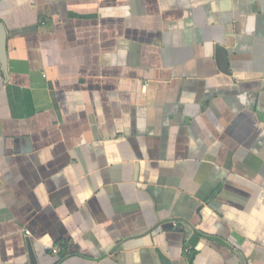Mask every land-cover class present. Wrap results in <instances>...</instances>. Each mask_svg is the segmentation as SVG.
I'll list each match as a JSON object with an SVG mask.
<instances>
[{"label": "crops", "instance_id": "obj_1", "mask_svg": "<svg viewBox=\"0 0 264 264\" xmlns=\"http://www.w3.org/2000/svg\"><path fill=\"white\" fill-rule=\"evenodd\" d=\"M2 35L0 264H264V0H0Z\"/></svg>", "mask_w": 264, "mask_h": 264}, {"label": "water", "instance_id": "obj_2", "mask_svg": "<svg viewBox=\"0 0 264 264\" xmlns=\"http://www.w3.org/2000/svg\"><path fill=\"white\" fill-rule=\"evenodd\" d=\"M0 46H1V52L2 54H4V50H5V39H4V35L1 36L0 38ZM32 264H36V261L34 258H32Z\"/></svg>", "mask_w": 264, "mask_h": 264}, {"label": "built area", "instance_id": "obj_3", "mask_svg": "<svg viewBox=\"0 0 264 264\" xmlns=\"http://www.w3.org/2000/svg\"><path fill=\"white\" fill-rule=\"evenodd\" d=\"M54 253H59V249L57 247H54L53 250H52Z\"/></svg>", "mask_w": 264, "mask_h": 264}]
</instances>
